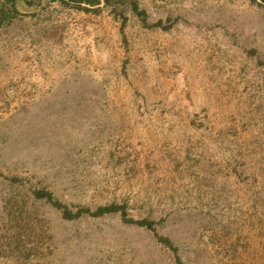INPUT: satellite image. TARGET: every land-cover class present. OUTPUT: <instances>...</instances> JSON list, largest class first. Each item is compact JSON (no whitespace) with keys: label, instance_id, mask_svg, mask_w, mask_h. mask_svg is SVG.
I'll return each instance as SVG.
<instances>
[{"label":"rangeland","instance_id":"1","mask_svg":"<svg viewBox=\"0 0 264 264\" xmlns=\"http://www.w3.org/2000/svg\"><path fill=\"white\" fill-rule=\"evenodd\" d=\"M98 1L20 0L36 17L0 32V264H180L150 229L67 219L37 185L127 202L182 264H264V5Z\"/></svg>","mask_w":264,"mask_h":264},{"label":"trees","instance_id":"2","mask_svg":"<svg viewBox=\"0 0 264 264\" xmlns=\"http://www.w3.org/2000/svg\"><path fill=\"white\" fill-rule=\"evenodd\" d=\"M32 2L34 0H24ZM50 3H56L53 9L57 10L62 7L63 10L68 8H75L85 11L98 12L96 7L99 3L98 0H48ZM264 5V0H252ZM53 5V4H51ZM51 7V6H50ZM137 12L141 15H146V12L137 9ZM29 16H35L34 13H25L20 7V0H0V32H6L13 25L19 23V21L26 19ZM127 17L123 20L122 30L125 31L127 25ZM162 24V21L158 25ZM38 184V183H37ZM36 197L40 199H46L52 203L57 209H59L63 216L67 219L81 218L84 215H91L95 217L104 216L111 213H119L122 219L129 224H137L146 227L154 232L159 241L166 246L170 247L176 253V259L178 263L182 264V260L179 256V248L175 245L174 241L168 237L159 233L157 225L158 222L151 217L136 218L130 213L129 204L127 202H111L108 204H102L97 207L91 206H73L66 201H63L49 188L37 185L34 188Z\"/></svg>","mask_w":264,"mask_h":264}]
</instances>
